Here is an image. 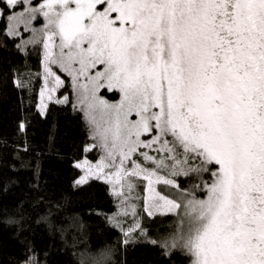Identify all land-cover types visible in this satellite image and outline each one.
<instances>
[{"label": "snow or ice", "instance_id": "snow-or-ice-1", "mask_svg": "<svg viewBox=\"0 0 264 264\" xmlns=\"http://www.w3.org/2000/svg\"><path fill=\"white\" fill-rule=\"evenodd\" d=\"M0 26L40 55V115L83 114L95 159L75 163V183L107 186L120 243L264 264V0H2ZM15 86L33 91L32 74ZM159 217L172 223L153 237Z\"/></svg>", "mask_w": 264, "mask_h": 264}, {"label": "trees", "instance_id": "trees-1", "mask_svg": "<svg viewBox=\"0 0 264 264\" xmlns=\"http://www.w3.org/2000/svg\"><path fill=\"white\" fill-rule=\"evenodd\" d=\"M17 43L0 36V264H27L30 258L38 264H80L106 246L115 249L112 264H189L182 253L164 256L147 240L120 243L122 233L105 219L116 211L107 186L75 183L83 174L75 163L95 159L94 151H85L91 140L82 113L71 104L50 103L40 115V55L32 46L19 50ZM21 72L32 74L33 91L15 86ZM171 223L157 218L152 236Z\"/></svg>", "mask_w": 264, "mask_h": 264}, {"label": "rangeland", "instance_id": "rangeland-1", "mask_svg": "<svg viewBox=\"0 0 264 264\" xmlns=\"http://www.w3.org/2000/svg\"><path fill=\"white\" fill-rule=\"evenodd\" d=\"M41 24H42V18H41V23H40V24H35L34 26H36V27H40ZM24 35H25V38H27V36H29L30 33H25ZM18 43H19V41H18ZM82 115H83V114H82ZM92 154H93V153H92ZM94 155H95V154H94ZM94 155H93L92 157H94ZM91 160H92V159H91Z\"/></svg>", "mask_w": 264, "mask_h": 264}]
</instances>
